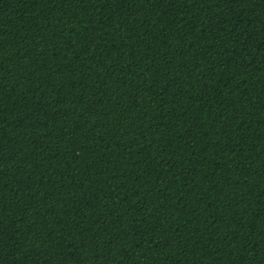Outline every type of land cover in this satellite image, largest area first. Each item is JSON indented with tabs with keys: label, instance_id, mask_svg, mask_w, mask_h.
Here are the masks:
<instances>
[{
	"label": "trees",
	"instance_id": "trees-1",
	"mask_svg": "<svg viewBox=\"0 0 264 264\" xmlns=\"http://www.w3.org/2000/svg\"><path fill=\"white\" fill-rule=\"evenodd\" d=\"M0 264H264V0H0Z\"/></svg>",
	"mask_w": 264,
	"mask_h": 264
}]
</instances>
